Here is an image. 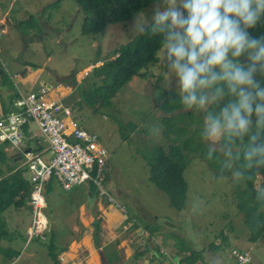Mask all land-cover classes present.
Segmentation results:
<instances>
[{"label": "rangeland", "instance_id": "obj_1", "mask_svg": "<svg viewBox=\"0 0 264 264\" xmlns=\"http://www.w3.org/2000/svg\"><path fill=\"white\" fill-rule=\"evenodd\" d=\"M157 2L151 3L125 23L107 25L105 31L98 35L81 34L83 20L75 10L78 8L76 0H59L57 10L52 13L44 12L45 20L37 15H33L35 19H28L30 16L26 10L29 8L25 7L23 16H27L24 17L27 20L19 18L14 24L22 25V30H28V38L23 40L28 48L32 49L39 44L45 46L44 53L50 57V61L33 64L43 66L45 75L52 72L49 78L53 84L60 80H72L76 72L83 70L82 81L88 87L91 80L99 82L104 75L105 64L114 58V51L121 43L136 36L140 32L139 27L150 26ZM38 3L41 2L23 0V5L21 0H16L14 6L21 9ZM159 6L163 11L164 5L160 3ZM3 16L4 11L0 10L1 20ZM54 18L57 20L52 21ZM23 21L32 25L21 24ZM51 24L55 30H60L51 31L54 30ZM1 29L0 26V31ZM59 34L63 42L57 41ZM10 35L11 32L1 33L0 43ZM107 55L108 59H104ZM159 57L158 65L141 71L150 72L149 78L135 76L124 83L115 93L111 104H89L84 98L77 96L79 103L72 112L75 124L95 133L108 153L103 171L105 187L109 186V182L114 186L128 187V196L125 198L143 205L142 208L151 217L159 218L158 223L164 226L159 237L163 246L153 251V261L167 259L174 264L173 262L177 263L174 259L180 255L179 252L186 253L190 249L201 250L200 259L203 264H231L234 260L236 264L233 250L238 248L250 251L253 264H264V239L250 241L244 214L238 211L229 177L215 178L200 157L191 155L184 171L188 187L185 207L181 212L171 206L167 194L149 179V170L140 152L151 145L167 143L161 124L164 111L158 107V103L163 93L162 85L167 89L178 88L176 78L165 66L161 52ZM25 58L39 61L42 54L31 53ZM193 110L197 113L202 111ZM30 126L36 128L34 123ZM261 183H264L263 173L258 175L256 181L257 185ZM113 196L117 198L115 194ZM11 211L12 208L5 213ZM27 222L25 225L20 222L21 230L16 232L17 240L13 248L17 251L11 258H5L0 253V264H55L48 254L50 242L36 238L27 242ZM48 232L51 234L49 228L45 233L47 238ZM148 232L144 237L153 234L152 230ZM195 262L200 264L198 259Z\"/></svg>", "mask_w": 264, "mask_h": 264}, {"label": "crops", "instance_id": "obj_2", "mask_svg": "<svg viewBox=\"0 0 264 264\" xmlns=\"http://www.w3.org/2000/svg\"><path fill=\"white\" fill-rule=\"evenodd\" d=\"M15 1L0 0V6H3L0 10L4 11L3 19L0 18L2 28L0 37L1 33L11 32V35L4 39L3 43H0V114L17 111L16 99L19 92L44 90L49 98L69 108L70 112L63 114V116L67 126L66 134L70 140H73L71 133L78 125L75 124L72 112L79 103L77 96L81 97L79 84L82 82L81 73L83 70L76 72L72 80H60L53 84L49 78V76H52V72L45 75L43 66L33 64L50 61V57L44 53L45 46L39 44L32 49L28 48L23 41L28 38V33L23 34L18 25L15 26L14 24V21L20 20L19 18L23 20L27 17L23 16V12L27 8H29L26 10L29 13L28 16L37 15L41 20H45L44 12L52 13V11L57 10L58 6L54 9H51L50 6L59 0H39L41 3L31 7L26 5L21 9L14 6ZM21 3L23 4V0H21ZM75 10L83 18L80 9L76 8ZM56 20L57 18H54L52 21ZM51 28L54 29L52 24ZM59 30L54 29L51 31ZM14 33L17 35H14ZM59 40L63 42L60 34L57 38L58 42ZM126 42L125 40L120 45ZM31 53L42 54V59L39 61L27 60L25 57ZM31 123L33 122H30L24 128V143L21 146L14 147L8 142L0 143L8 156L7 166L10 168V170H5L4 173L21 171L22 176L28 180L30 188V171L27 165L28 154H38L46 161L51 160L53 157L48 140L39 131L37 125L34 123L36 126L34 129L30 126ZM78 127L83 128L80 124ZM104 181H106L105 177H103V184ZM108 184L107 188L104 185L106 194H103L91 182L76 184L69 190L61 188L54 178L46 183L47 207L45 208V214L51 234L48 232V238L44 241L49 242L52 240L55 244L57 258H63L62 261L58 258L59 264H151L152 262L155 264H172L167 259L153 261L151 258L153 251L158 250L159 246H163L159 237L164 230V226L158 223L159 218L151 217L149 213L145 212L146 209L142 208L143 205L133 203L125 198L128 196V187L124 185L114 186L111 182ZM109 196L115 198L121 207L114 205ZM27 205L18 209L12 208L11 212L5 213L6 215L4 213L0 215L1 231H5L7 234L0 241L1 247L7 249L6 252H0L5 258H11L17 251L13 246L17 240L15 237L16 232L21 230L19 228L21 226L20 222L25 225L28 221L26 234L32 224V213L28 200ZM129 221H133V226L127 225ZM148 230H152L153 234L148 237H144V235L140 237L144 231L149 234ZM170 245L173 246L174 244L170 243ZM49 250L48 246V252ZM179 254L175 256L174 260L177 263L173 262L174 264H179L186 253L183 251ZM198 261L203 264L201 259H198ZM234 262L235 260L231 264H235Z\"/></svg>", "mask_w": 264, "mask_h": 264}, {"label": "trees", "instance_id": "obj_3", "mask_svg": "<svg viewBox=\"0 0 264 264\" xmlns=\"http://www.w3.org/2000/svg\"><path fill=\"white\" fill-rule=\"evenodd\" d=\"M155 1L158 0H76L83 15L81 34L83 36L102 34L107 25L125 23ZM57 6L58 2H54L50 7L54 9ZM28 19L35 18L31 16ZM24 23L27 26L32 25L27 21L21 24ZM18 28L23 34L28 33V30H22V25H18ZM145 29L147 31H140L115 49L114 58L105 64L104 75L99 82L91 80L88 87L84 85V81L80 82L79 92L87 103L100 106L111 104L115 93L124 83L135 76L141 79L149 78L150 72L141 71L158 65L163 37L154 36L150 26H145ZM249 31L254 37L264 36V17ZM162 89L158 107L164 111L161 124L163 137L167 143H157L140 152L148 167L149 179L167 194L171 206L181 212L187 199L188 183L184 175L185 168L191 155L200 157L215 178L227 176L231 179L238 211L244 214V224L248 229L250 241L264 239V183L256 184L258 175L264 174V165L257 164V157L253 159L251 167L246 166L244 152L248 137L236 142L232 149V157L226 156L219 144L202 139L205 116L208 112L217 115L229 98L225 96L217 102L209 103L205 109L197 113L193 109L184 108L179 88L167 89L162 85ZM210 150L212 151L209 155ZM7 161L8 156L0 146V215L10 208L28 206L30 192V184L22 176L21 171L4 173L5 170H10ZM6 235L5 231H0V239ZM49 242L48 254L55 264H59L55 244L52 240ZM6 250L0 245V252ZM200 251L188 249L179 264H194L197 259L202 258Z\"/></svg>", "mask_w": 264, "mask_h": 264}, {"label": "clouds", "instance_id": "obj_4", "mask_svg": "<svg viewBox=\"0 0 264 264\" xmlns=\"http://www.w3.org/2000/svg\"><path fill=\"white\" fill-rule=\"evenodd\" d=\"M155 4L151 33L163 37L160 52L176 78L184 108L203 110L229 98L217 115L205 116L202 139L219 144L232 157L233 146L247 136L246 166L257 157V164L264 165V36L249 31L264 17V0Z\"/></svg>", "mask_w": 264, "mask_h": 264}, {"label": "built area", "instance_id": "obj_5", "mask_svg": "<svg viewBox=\"0 0 264 264\" xmlns=\"http://www.w3.org/2000/svg\"><path fill=\"white\" fill-rule=\"evenodd\" d=\"M116 57V56H115ZM21 109L0 114V142H8L14 147L24 143V127L33 122L48 140L53 152L51 160L46 161L38 154H28L27 165L30 171L31 188L29 206L32 213V224L28 229L27 241L33 238L47 240L48 220L45 214L46 183L54 178L65 190L76 184L91 182L103 194V171L108 153L99 143L96 134L76 126L71 133L73 140L66 134V123L63 114L69 113L68 107L51 99L44 90L21 91L16 99ZM117 207L115 200L109 196ZM133 226V221L127 223ZM142 235H148L142 232ZM236 264H253L249 250L234 249ZM63 260L62 257L59 258Z\"/></svg>", "mask_w": 264, "mask_h": 264}, {"label": "water", "instance_id": "obj_6", "mask_svg": "<svg viewBox=\"0 0 264 264\" xmlns=\"http://www.w3.org/2000/svg\"><path fill=\"white\" fill-rule=\"evenodd\" d=\"M20 109H21L20 107H17V108H16L17 111L20 110Z\"/></svg>", "mask_w": 264, "mask_h": 264}]
</instances>
